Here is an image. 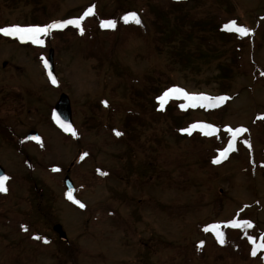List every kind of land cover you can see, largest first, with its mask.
Wrapping results in <instances>:
<instances>
[{
  "label": "rangeland",
  "instance_id": "1",
  "mask_svg": "<svg viewBox=\"0 0 264 264\" xmlns=\"http://www.w3.org/2000/svg\"><path fill=\"white\" fill-rule=\"evenodd\" d=\"M3 1L0 28L22 27L31 8ZM182 1L196 19L235 21L249 30L234 63L228 61L232 44H224L230 48L221 61L224 73L217 62L195 73L167 71L190 95L216 97L218 82L226 83L231 99L219 105L218 127L193 110L188 119L190 128L212 125L217 139L229 127L248 129L237 135L235 151L225 159L212 154L215 142L175 144L166 126L153 120L136 146L115 134L142 112L129 96L142 88L141 76L165 72L168 64L167 49H153V29L122 18L139 14L145 4L155 11L160 0H45L54 7L51 24L79 19L89 8L93 18L83 36L69 25L41 36L43 45L18 36L0 39V166L8 178L7 191L0 192V264H264V248L252 255L264 243V119L258 118L264 117V0ZM107 20L116 27L102 28ZM50 49L56 84L45 68ZM62 93L71 103L76 136L53 118ZM180 103L193 108L185 99ZM30 131L39 142L26 139ZM217 157L221 162L213 163ZM65 176L84 208L67 199ZM233 220L240 227H231ZM55 224L68 243L58 240Z\"/></svg>",
  "mask_w": 264,
  "mask_h": 264
},
{
  "label": "trees",
  "instance_id": "2",
  "mask_svg": "<svg viewBox=\"0 0 264 264\" xmlns=\"http://www.w3.org/2000/svg\"><path fill=\"white\" fill-rule=\"evenodd\" d=\"M6 1L7 0H4L3 2ZM153 1L156 3L158 0ZM160 1L162 5L161 2H159L155 7V9L157 8L155 11H152L151 8L145 4V9H143V11L140 10L139 14L137 11L135 13L140 18L142 25L153 29L154 35L152 37V45L154 51L163 52L164 49H167V68L165 72L157 69L151 74L142 75V88H134V91H131L132 93H130L129 96L132 100V105L134 104L142 108V112L140 113L137 110L138 113L133 114L130 121H126V127L121 131L122 136L129 139L132 138L131 140L134 145L140 144L141 137H143L145 131L149 129L146 122L153 120L156 121L157 124L161 122L166 126V132L174 139L175 144H179L183 140L192 142L196 139H201L206 142H215L216 146L211 148V152L212 154L214 153V155L219 154L229 146L231 142V133L226 132L222 139H217L215 135L204 136L197 132H191V134H189L182 130L190 129V120L188 119L190 110L201 113L207 121L218 127L220 115L224 112L222 106L211 108L201 106H195L191 109L182 108L180 101L184 98H174L171 96L164 102L163 109L161 110L158 98L171 88H179L177 84L170 79L168 74L170 71L188 69L195 73L200 66L217 62V68L224 73L226 69L223 70L221 61L222 58L225 60L227 58L226 54L230 52V48H226L224 44H232V52L228 61L234 63L241 53V44L243 39H245V35L240 36L236 32L226 30L224 28L226 22L217 23L213 20L196 19L194 14L192 15L186 11L187 3L185 1ZM18 2L19 4L31 8L25 13L23 19L25 23L22 27L45 26L51 24L50 18L54 14V7L52 5L48 6L45 0H18ZM145 16L147 18L146 20H144ZM92 18V15L84 16V19L81 21L83 34H81L78 29H75L76 34L83 36L85 34V28L91 24ZM0 22H2L1 15ZM167 37H169V39H167ZM250 37L251 36H249V38ZM0 39L8 38L0 33ZM162 39L165 40V43L162 42ZM174 39L176 41L180 39V41H178V43H173ZM167 44L168 46L166 48ZM178 50H180L179 53ZM227 70L230 71L229 68H227ZM218 83V93L216 97L225 96L231 99V97L225 93L227 92L226 83L224 81ZM141 149L143 154H147L149 151L145 143L142 145ZM261 169L264 173V167ZM20 229L23 228L21 227ZM197 248L202 249L198 246Z\"/></svg>",
  "mask_w": 264,
  "mask_h": 264
},
{
  "label": "snow or ice",
  "instance_id": "3",
  "mask_svg": "<svg viewBox=\"0 0 264 264\" xmlns=\"http://www.w3.org/2000/svg\"><path fill=\"white\" fill-rule=\"evenodd\" d=\"M93 14V8H89L87 10V12L84 14L85 16ZM84 19V16L80 17L79 19H68V20H64L61 22H54L52 24H48L45 26H28V27H21V26H11V27H4V28H0V33L6 35V36H18L20 38L21 41L24 40H29L31 41L33 44H37V45H43V40L41 39V36H46L49 34V32L52 29H63L69 25H73L75 27H77L78 29H80L81 34H83V28L81 27V21ZM123 21L125 23H128L130 20L133 21L134 23H136L137 25L141 24V20L138 17V15L133 12V13H129L128 15H125L123 18ZM101 27L102 28H112L114 29L116 27V21L114 20H107V21H102L101 22ZM224 28L228 31L231 32H236L238 33L240 36H244L247 35L249 33V30L245 27H238L236 25L235 21H232L229 24H226L224 26ZM45 67L47 68V62H45ZM49 77L52 80L53 84H56V79L55 77L52 76L51 72H49ZM174 94H178V95H182L184 97L185 100H187L189 102V106L195 107L197 104H200L201 107H217L219 106L221 103H223L225 100L229 99L228 97L225 96H219V97H209L206 95H190L188 94L186 91H184L181 88H171L168 91H166L162 96H160L158 99L160 101V107L161 110L163 109L164 106V102L171 97ZM105 106H107V101L104 102ZM182 108L185 107V105H181ZM260 119H264V117H258ZM54 119L56 120L57 124H59V126L65 131V132H70L73 136H76V130L70 125V124H65L64 122H62L61 120H59L58 117L54 116ZM199 127L202 131H204L205 129H207L208 131L205 134L211 135L214 131H216V129L209 124H200V125H196L193 124L191 126L190 129H183L182 131L187 132L189 134H191V130L194 128ZM226 131L232 134V141L229 143L228 148H226L223 152L220 153V156L223 158H227V154L230 151H235V141L237 138V135L243 132H247L248 129L246 128H236V129H232L231 127L226 128ZM117 136L122 135V133L120 132H116L115 133ZM32 139H35L37 142L40 141L39 137H32ZM244 143L250 147V144L248 141H244ZM88 155L87 153H84L81 156V159H84V157ZM220 157H217L216 159L213 160V163H220ZM53 171H59V169L54 168ZM101 175H106L107 173H100ZM7 177H0V192H6L7 191V187L5 185V181L7 180ZM67 199H69L70 201H72L73 203L77 204L79 207L84 208L85 205L83 203H81L79 200H76L73 197L72 191L70 190L67 194ZM244 226L251 228L253 227V225L251 224L250 221H243L242 222ZM230 226L231 227H240V222H237L236 220H233L230 222ZM218 225H213L212 226V230L215 231L217 240L220 244H224L225 240L223 238V233L216 231V229L218 228ZM205 231H209L208 228L205 229ZM36 239H41V237H35ZM250 242H253L252 237H249ZM45 243H48V241L45 239L44 240ZM202 246V244H201ZM258 248H264V243L258 244L256 245L253 250H252V255L255 256L257 254V249Z\"/></svg>",
  "mask_w": 264,
  "mask_h": 264
},
{
  "label": "water",
  "instance_id": "4",
  "mask_svg": "<svg viewBox=\"0 0 264 264\" xmlns=\"http://www.w3.org/2000/svg\"><path fill=\"white\" fill-rule=\"evenodd\" d=\"M47 65H48L47 69L51 72L52 76L55 77L56 79V75L54 72V65H53V50L49 51ZM53 116L58 117L59 120H61L65 124H70L73 127L71 105H70V100L67 95L63 93L60 94L58 101L56 102L53 108ZM32 137H38L36 132L31 131L28 134L27 138L32 140L33 142H37L35 139H32ZM0 177H6L5 172L1 166H0ZM64 185H65L67 193L70 190L72 191V194L74 193L73 183L68 176L64 178ZM52 229L58 235V238L61 242H67V236L59 224L54 225Z\"/></svg>",
  "mask_w": 264,
  "mask_h": 264
}]
</instances>
